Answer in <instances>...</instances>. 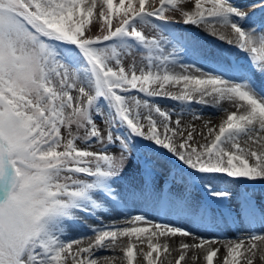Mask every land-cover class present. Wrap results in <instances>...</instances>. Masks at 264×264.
Masks as SVG:
<instances>
[{"label": "snow or ice", "instance_id": "snow-or-ice-1", "mask_svg": "<svg viewBox=\"0 0 264 264\" xmlns=\"http://www.w3.org/2000/svg\"><path fill=\"white\" fill-rule=\"evenodd\" d=\"M252 7L0 0V264H172L173 251L175 264L264 261V232L240 231L264 229V203L250 191L264 183V15L251 20L264 0ZM97 24L101 34L89 35ZM196 30L245 63L204 49ZM189 51L213 66L180 59ZM194 105L224 115L184 125L185 115L202 119ZM129 203L190 226L138 207L120 223L99 219ZM88 218L91 235L68 238ZM220 224L239 234L222 242L193 230Z\"/></svg>", "mask_w": 264, "mask_h": 264}, {"label": "bare ground", "instance_id": "bare-ground-1", "mask_svg": "<svg viewBox=\"0 0 264 264\" xmlns=\"http://www.w3.org/2000/svg\"><path fill=\"white\" fill-rule=\"evenodd\" d=\"M234 2L238 5V6H240V7H242V9L243 10H245V8H243V5H242V3L240 2V0H234ZM247 2H251V3H257V2H259V0H247ZM252 7V6H251ZM218 31H220V32H226L227 30L226 29H223V28H218ZM193 36H196L197 37V39H198V41H199V43H200V45H202L203 46V48L204 49H206V50H210V51H212V52H214V53H218V54H222L224 57H226V58H228V55H231L232 53H230V49H228L229 48V46L228 45H225L224 44V47H221V48H219L218 47V44H219V42L218 41H216V42H212V41H210V43L206 40V39H199V38H202L200 35H193ZM212 37V36H211ZM204 38V37H203ZM209 48V49H208ZM230 57V56H229ZM180 59H182V60H184L185 62H192L193 60H195L197 63H199V61H201L202 63H203V65L202 66H204L205 68H208L209 66L210 67H212L213 65L212 64H210L209 62H207V61H205V60H201V59H198L197 57H195V56H193L192 54H191V52L189 51L188 53H184V54H182L181 56H180ZM244 64V63H243ZM258 80H259V82H258ZM262 81L260 80V78L259 77H257V83H261ZM198 107L199 108H203L204 106H200V105H198ZM222 107L223 108H228L229 107V105L227 104V103H224L223 105H222ZM205 108V107H204ZM211 109L213 110V112H214V114L216 115H214V116H210V115H207L206 117H204L203 119H202V123H201V125L205 122V121H211V123L212 124H218L219 122H220V119L222 118V116L224 115V114H220L219 112H217L216 111V109H215V107H211ZM200 110H202V109H200ZM203 142V141H202ZM234 190H231V191H235V189H236V187L237 186H231ZM250 191H252V192H254V193H257V195L261 198V196H262V189H260L259 187L258 188H251L250 189ZM262 200V199H261ZM140 208L144 213H146L149 217H153L154 216V213H153V210H152V208L150 207V206H147V205H144V204H139V205H137L136 207H133L132 205H131V203H129L128 205H127V210H129V211H136V208ZM127 214V212H124L123 211V213L122 212H119V211H108V212H106L103 216H102V218L103 219H101V220H103L104 221V223L105 224H111V223H120L123 219H124V216ZM156 218H157V215H156ZM163 219H164V222H169V221H171L172 223H175V224H178V225H182V226H190V225H188L187 224V222L184 220V219H180V218H177V217H175V216H165L164 215V217H163ZM87 225H89V224H87ZM87 225H83V227H85L83 230L84 231H81L80 229H82V225L81 224H77V225H74L73 226V228H72V231H69V233L67 234V236H68V238H78V237H80V236H85V235H91V233L89 232V230H88V227H87ZM220 225H222V224H220ZM219 225V226H220ZM194 231H197L200 235H203V236H205V237H215V238H218V239H220L222 242L224 241V240H226V239H228V238H226V239H224V238H221V236H224V235H226V232H230L229 233V237L231 236V237H233L234 235H237V234H239L238 232H234V233H231L232 231H228V230H219V229H210V230H205V229H201V228H194L193 229ZM256 231V232H261L262 230H264V229H261L259 226H257L256 228H251V227H248V226H245V227H243V228H241L240 229V231L242 232V231ZM214 233H212V232ZM179 239L180 238H176V239H174V240H172V241H170V247L171 248H175L176 247V245L178 244V242H179ZM190 242V241H189ZM85 243H87V241H85ZM110 253H108V254H102V253H98V255H100V256H103V255H109ZM173 254H176V256L174 257V260H173V264H175V258L177 257V255H178V253L176 252V251H173L172 253H171V256L169 257V259L171 260V257H172V255ZM165 264H167V261H165ZM186 264H191V261L190 260H188L187 262H186ZM254 264H264V261H262L260 258H259V254H258V256H257V258H256V260L254 261Z\"/></svg>", "mask_w": 264, "mask_h": 264}, {"label": "rangeland", "instance_id": "rangeland-1", "mask_svg": "<svg viewBox=\"0 0 264 264\" xmlns=\"http://www.w3.org/2000/svg\"><path fill=\"white\" fill-rule=\"evenodd\" d=\"M240 2L242 3V5H243V8H245V10L244 11H247V12H250V13H252L253 12V7H251V6H253V5H255V4H258V2L257 3H251V2H247V0H240ZM188 6H190V5H188ZM262 15H264V13H262L261 11H260V9L259 8H255L254 9V15H251V20H253V21H257V22H259L260 21V19H261V17H262ZM171 30H173V31H179V29H171ZM144 31H145V33H146V35H151L152 34V31H151V29H150V27H145L144 28ZM98 34H101L100 33V31H99V26H98V24L97 25H93L92 26V30H91V32H89V35H91V36H95V35H98ZM200 35L202 38H199V39H206L209 43H210V41H212V42H216V41H218L219 42V44H218V47L219 48H221V47H224V43L223 42H221V41H219V40H217V39H215L214 37H211V36H209V35H206V34H202L199 30H196V31H193L192 32V35ZM204 37V38H203ZM226 45V44H225ZM209 49V48H208ZM229 49V48H228ZM236 54H239L238 52H236ZM243 57V56H242ZM244 58V57H243ZM137 59H139V57L137 56ZM203 61V60H202ZM126 64H127V61H126ZM199 64H201V65H203V63L201 62V61H199ZM210 67V66H209ZM258 82H259V80H258ZM162 108H165V109H170V110H174V111H179V105H178V103L177 102H175V101H172V100H169V99H157V101H156ZM200 109H202V110H200ZM194 110L195 111H197V112H199V113H202V119L204 118V117H206L207 115H210V116H214L215 114H214V112H213V110L211 109V107H203V108H199L198 107V105H194ZM221 115L222 114H224L223 112H219ZM216 116V115H215ZM173 119H176V116H173ZM202 119H200V120H195V121H193V118H192V116L191 115H185L183 118H182V123L184 124V125H188V124H190V123H195L196 124V126H197V128L199 129L200 128V126H201V123H202ZM98 123H100V121L98 120L97 121ZM197 140H200V138L199 137H197ZM202 142V141H201ZM96 147H98L97 145H94L93 146V148L95 149ZM127 182V178H125V180H122L121 181V183H126ZM240 186V185H239ZM239 186H237L236 187V189H239L238 187ZM221 187H224L223 185H221ZM230 191L231 190H234L232 187H230V189H229ZM192 191V194H193V196H195V197H200L199 196V194L198 193H196L194 190H191ZM264 201V200H263ZM126 208H127V206H125ZM122 209L124 212H135V211H129V210H127V209ZM122 210H120L119 211V209H117V211H119V212H122ZM113 212V211H112ZM153 218H156L155 217V213H154V216H153ZM99 219H103L102 217H100ZM104 222V221H103ZM94 223H96V222H94V221H92V219H90V218H88V219H86V221L84 222V225H87V224H89V225H91V224H94ZM85 227H83L82 226V229H80L81 231H84L83 229H84ZM70 231H72V230H70ZM261 232H264V230H262ZM69 232H67V234H68ZM222 238H224V239H226V238H231V236L229 237V235H225L224 237H222ZM100 253H102V254H108L107 252H100ZM176 256V254H173L172 255V257H171V261H172V264H173V260H174V257Z\"/></svg>", "mask_w": 264, "mask_h": 264}]
</instances>
